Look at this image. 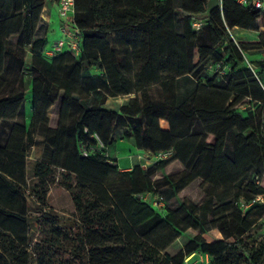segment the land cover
Returning <instances> with one entry per match:
<instances>
[{"label":"trees","instance_id":"1","mask_svg":"<svg viewBox=\"0 0 264 264\" xmlns=\"http://www.w3.org/2000/svg\"><path fill=\"white\" fill-rule=\"evenodd\" d=\"M47 4L0 0V123H11L0 144V264L30 263L28 224L47 229L42 232L48 248L75 264H187L195 254L210 258L209 264H263L264 240L254 239L256 220L250 213L261 207L255 199L264 197V65L246 52L258 49L264 56V33L245 41L233 32H258L264 12L236 0H180L179 5L173 0H75L80 51L76 58L65 52L46 61L41 57L45 40L35 32ZM196 22L199 30L192 26ZM25 51L31 54L28 67ZM126 59L137 63L132 79L125 73ZM26 69L31 70L28 79ZM92 69L99 74L92 75ZM183 78L194 88L181 96L177 80ZM28 86L26 127L16 118ZM154 87L156 100L148 93ZM131 95L117 111L103 108L108 98ZM58 100L59 121L50 128L47 112ZM72 105L78 115L66 123ZM118 129L136 149L153 155L171 151V156L147 170L119 171L109 155L90 151L97 146L94 135L108 149ZM36 136L42 137L49 160L32 163L31 194L26 151ZM171 166L179 172L165 175ZM157 173L163 176L153 179ZM196 180L213 195L198 207L182 202L170 208ZM53 183L70 194L76 216L64 219L49 209L38 217L26 214L30 196L45 204ZM144 194L162 196L163 208L144 202ZM195 208L213 215L222 239L200 237L203 223ZM189 231L196 234L190 237ZM182 240L175 255L167 252ZM31 251L38 252L36 243ZM36 254V264H49L55 253Z\"/></svg>","mask_w":264,"mask_h":264},{"label":"rangeland","instance_id":"2","mask_svg":"<svg viewBox=\"0 0 264 264\" xmlns=\"http://www.w3.org/2000/svg\"><path fill=\"white\" fill-rule=\"evenodd\" d=\"M173 3L176 5L180 4V0H173ZM175 23V32L179 33L181 30V23L177 17L174 19ZM258 26L259 30L258 32H244V31H238L235 30L233 32V36L236 39H242L245 41L254 40L257 39L260 33H264V27H263V21L260 19L258 20ZM35 38L44 39L45 40V47L42 51L41 57L46 61H51L54 57H56L58 54L68 52L72 57H75V54L69 49L67 45H65L63 42V36L62 32L59 28V18L58 16L54 15L53 20L49 22L41 21V23L38 25L36 32H35ZM10 42L15 45L16 39L11 38ZM247 55L256 63L262 59L263 53L262 51L258 49H250L247 52ZM119 54H122V51L119 50ZM25 64L27 67L30 65L31 62V54L28 51H25L23 55ZM131 59L123 60V62L128 65L130 64L129 69H126V75L132 79L135 76L136 69H137V63L130 61ZM19 69L18 67L15 69L14 72H11V77L16 78L18 75ZM92 75H98L99 72L97 69H92L90 72ZM210 73V72H209ZM31 74L30 69H26L24 75L27 77ZM101 84V82H99ZM194 85V82L190 80L189 78H183L179 80L178 86L180 95L183 96L185 94L189 93V90L191 89L190 85ZM158 89L156 87L149 89V95L151 99L156 100L158 99ZM26 96L25 101L23 103L22 112L20 115L16 118V122L24 124L26 127H28L30 120H31V97H30V87L25 90ZM134 96H128L126 99H131ZM126 103V100L124 98H116V100L109 99L106 103V107L114 109L115 111L118 110V107L120 105H124ZM78 110L76 106H71L68 108V114L64 117L66 123H70L74 118L78 115ZM60 111H61V101L58 100L54 106L47 112V118L49 119L48 126L50 128H54L57 126L59 117H60ZM11 123L10 122H2L0 123V144L3 145L4 142L7 139L9 130H10ZM36 134H42L41 130H38ZM131 138H124L123 140H129ZM132 140V139H131ZM133 141V140H132ZM113 147V146H112ZM111 147L109 157L112 160H115L116 162L114 165L117 166V169L120 170L122 167H124L122 164H124V160L126 159L127 154L136 155V148L135 146L131 148H125L124 149V160L123 163L121 162V165H117L118 160L115 158L114 149ZM26 183L29 187L28 191L32 194L31 188L35 184V180L31 177L32 173V163L34 161H45L47 162L49 160V153L47 151L46 146L43 143V139L41 136H36L35 143L30 146L26 151ZM140 155H143L142 153ZM146 157L140 160L139 162H135L133 164V167L139 166L138 164H142L141 168L143 170H147L150 167H152L154 162V157L152 153H147L145 155ZM122 161V160H121ZM120 164V163H119ZM179 168L177 167H169L165 170V175H173L175 173L179 172ZM262 170V169H261ZM163 175L161 173H157L153 175V179H159ZM56 181V180H55ZM159 193L164 197L165 193L164 191H159ZM212 189L207 185H202V180H196L192 182L190 185H188L185 189H183L178 194V200L176 202H171L169 204L170 208L175 209L178 204L184 202L186 205L189 206H195L198 207L205 199L206 197L212 196ZM153 195L144 194L142 196V200L149 204L152 201ZM255 202H257L261 207L260 208H254L250 215L253 219L256 220V226L253 229V235L254 239L257 241L264 240V197H258L255 199ZM28 206L24 208L26 214L30 215L31 217H38L41 215V213H44L48 209L57 215L66 218H74L76 216V211L74 208V205L72 203V199L70 194L63 189L62 187L56 185L55 183L49 185V190L46 196L45 204L39 205L36 201V199L33 196H30L28 200ZM237 209L241 211H246L248 208H246V205H239L237 206ZM195 212L197 213V216L199 220L203 223V228L200 231V237L206 241L211 242L214 239H222L223 235L217 228L218 222L215 220L212 214H202L199 212L197 208H195ZM161 216L166 215V211H162L159 213ZM42 230H37V228L33 224H28L25 228V233H27V236L31 237V244H30V263L29 264H36L37 263V254L40 251L43 253H55L51 254L52 261L49 262V264H75L72 259L67 255L57 254L58 252H53L52 249L48 248V246L45 243V239L47 237V234L43 231L47 230L45 228H41ZM73 231V230H72ZM190 237L194 236L196 233L189 231L188 233ZM73 237V236H70ZM36 243L38 245V252L31 251V247ZM183 240L177 244V246H173L167 250L171 255H175L176 252L179 250V248L183 245ZM192 258H188L186 260L187 264H209L211 262V259L199 254H195L194 256H191ZM190 259V260H189ZM264 264V263H263Z\"/></svg>","mask_w":264,"mask_h":264},{"label":"built area","instance_id":"3","mask_svg":"<svg viewBox=\"0 0 264 264\" xmlns=\"http://www.w3.org/2000/svg\"><path fill=\"white\" fill-rule=\"evenodd\" d=\"M49 2L53 3L56 7L57 15L59 18V28L62 32L64 40L63 43L67 45L74 54L79 53L82 35L75 23V0H48V3ZM236 2L240 6L244 7L250 5L251 7L262 13L264 12V0H236ZM192 26L195 30H199L201 28V24L198 22L194 23ZM260 61L264 65V56L262 57V59H260ZM246 64L248 68L253 72V74H255L254 66L248 60H246ZM261 133L264 139V119L262 121ZM93 138L95 139V141H97V146L94 148H90V151L100 152L103 153L105 156H108L107 148L103 145L101 140L96 135H94ZM170 156L171 151L157 153L153 155L154 162L157 160L166 159ZM151 205L155 209L161 210L164 206L163 197L159 195L153 196ZM188 258H191V256ZM188 258L186 260H188Z\"/></svg>","mask_w":264,"mask_h":264},{"label":"crops","instance_id":"4","mask_svg":"<svg viewBox=\"0 0 264 264\" xmlns=\"http://www.w3.org/2000/svg\"><path fill=\"white\" fill-rule=\"evenodd\" d=\"M54 15L58 16L57 15V11H56V7L53 3L49 2L45 8L43 9V21L44 22H49L50 20L52 21L53 18H54ZM179 80L181 79H178L177 80V84L179 82ZM191 80V79H190ZM191 86V89L192 90L194 88V85H190ZM127 97H125L124 99L126 100V102L129 100L126 99ZM109 99H112V100H116V98H108L103 106V108L105 109H109V110H114V109H111V108H108L106 107V103ZM122 106V105H120ZM119 106V107H120ZM118 107V108H119ZM115 111V110H114ZM113 142L112 144L108 147L107 149V152H108V155L110 153V149L111 147L114 149V153H115V158L118 160V162L120 163H117V165H121V162L123 163V160H124V149L125 148H131L134 146V142L129 139V140H123V133H122V129H118L117 131H115L112 136H111ZM136 155H131V154H127L126 156V159L124 160V164H122L124 167H122L119 171H129L133 168V164L135 162H139L140 160H142L143 158H145L146 154L149 153L147 151H143V150H138L136 149ZM143 154V155H140V154ZM122 160V161H121ZM140 167L142 164H138Z\"/></svg>","mask_w":264,"mask_h":264}]
</instances>
